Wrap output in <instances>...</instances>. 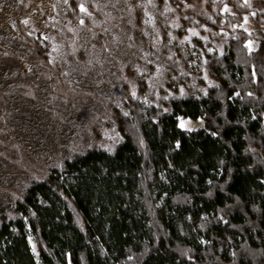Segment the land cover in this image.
Wrapping results in <instances>:
<instances>
[{
    "label": "trees",
    "instance_id": "trees-1",
    "mask_svg": "<svg viewBox=\"0 0 264 264\" xmlns=\"http://www.w3.org/2000/svg\"><path fill=\"white\" fill-rule=\"evenodd\" d=\"M150 1L134 0L137 17ZM157 1L176 42L197 41L199 92L150 104L128 93L110 113L121 143L31 185L21 218L0 227V264H264V29L238 28L250 12L264 25V0ZM80 3L67 0L72 17ZM11 29L23 38L17 19ZM195 30L205 36L190 40ZM179 116L204 128L183 130Z\"/></svg>",
    "mask_w": 264,
    "mask_h": 264
},
{
    "label": "rangeland",
    "instance_id": "rangeland-1",
    "mask_svg": "<svg viewBox=\"0 0 264 264\" xmlns=\"http://www.w3.org/2000/svg\"><path fill=\"white\" fill-rule=\"evenodd\" d=\"M80 1L78 20L67 0H0V227L21 218L17 203L42 177L90 150L112 152L121 143L110 113L125 108L128 93L150 104L172 97L175 88L177 95L199 92L197 41L176 42L157 0L141 7L139 17L134 0ZM220 12L236 14L228 5ZM16 19L28 41L11 29ZM243 19L238 28L248 33L264 29L254 12ZM193 35L205 33L187 36ZM246 45L255 51L259 41ZM178 61L188 77L179 78ZM178 120L188 131L205 125Z\"/></svg>",
    "mask_w": 264,
    "mask_h": 264
},
{
    "label": "snow or ice",
    "instance_id": "snow-or-ice-1",
    "mask_svg": "<svg viewBox=\"0 0 264 264\" xmlns=\"http://www.w3.org/2000/svg\"><path fill=\"white\" fill-rule=\"evenodd\" d=\"M81 10H82V11L84 10L83 7L81 8Z\"/></svg>",
    "mask_w": 264,
    "mask_h": 264
}]
</instances>
